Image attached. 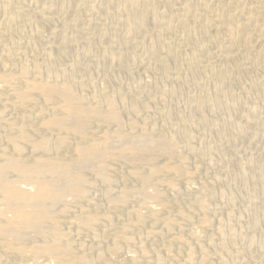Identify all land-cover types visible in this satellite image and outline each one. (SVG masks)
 Returning <instances> with one entry per match:
<instances>
[{
  "label": "rangeland",
  "instance_id": "374dc122",
  "mask_svg": "<svg viewBox=\"0 0 264 264\" xmlns=\"http://www.w3.org/2000/svg\"><path fill=\"white\" fill-rule=\"evenodd\" d=\"M41 2L52 5L54 0ZM96 3L99 0H79L58 6L62 18L55 20L52 19L54 14H49V22L47 18L48 21L38 17L26 20L25 16H17L12 0H0V50L12 48L9 54L0 55V70L4 64L15 63L19 66L24 57L30 65L44 63L46 68L58 67L59 64L58 68L73 70V66L81 64L84 70H73V79L87 83L89 94H99L102 106L106 97L119 96V109L127 138L113 136V146L120 150L126 143L140 141L142 130L140 127H136L138 130L129 127L127 124L131 120L145 124L148 129L154 126L157 129L154 139L172 138L178 146L174 153L159 157L156 164H182L185 171L184 175L178 176L159 174L158 178L144 182L133 177L132 164L119 156V159H110L106 163L105 172L114 179L109 190L104 183L96 181L87 199L79 203L72 200L60 202L52 210L59 212L61 207H69L70 212L77 214L81 204L86 205L91 214L99 215L101 219L95 229L100 236L109 225L128 224L127 231L132 239L119 241L120 250L111 255V264H147L145 257L149 255L154 260L158 254L157 258L164 264H188L189 248L196 258L194 264H200L202 256L207 258V263L203 264H221L222 260L225 264H264V212L248 209L256 201L264 205V195H256L262 189L264 191V185L259 192L256 189L252 195L247 194L257 179L255 175L264 176V127L256 123L259 119L264 121V89L261 88L264 87V69L261 67L264 66V53L261 51L264 44L261 40H255L239 45L240 48H231L228 43L225 48L229 47L233 49V54L236 53L235 60L230 63L220 64L218 60L207 61L199 59V56L196 59L193 56L196 44L207 42L208 49L213 50L221 43L214 38L209 39L204 33H200L196 40L188 41L189 29L181 30L178 27L166 30L150 26L141 30L126 8L119 5V21H116L114 17L101 16L100 11L92 9ZM261 4L264 9V0H261ZM35 10L34 6H26L23 14L34 15ZM201 11L206 13V10ZM166 12L165 16L169 18L172 13ZM75 26H80V31L75 32ZM127 33L129 38L123 42L122 38ZM161 41L174 42L177 44L176 51L167 53L156 46ZM117 42L119 63H114V58L110 56L101 58L100 51L108 50ZM96 45L92 55L86 53L90 46ZM47 57L48 61L53 62H48ZM55 58L59 60H56L58 63ZM213 69L214 72H223L216 76L212 74ZM226 82L227 95L215 98L214 91ZM207 83L211 84L209 91L203 87ZM3 93L4 98L7 96L6 90ZM4 100H1V104L7 102ZM226 104L229 107L223 111ZM27 111L16 112L5 108L0 121L10 119L16 122ZM35 120L38 122L33 118L28 123H37ZM114 129V125L98 128L95 124L91 131L99 138L104 131L113 133ZM0 131L4 133H0L2 140L4 128ZM70 153L65 152L64 155ZM255 163L260 167L262 165L257 173L253 169ZM145 167L146 164H142L137 170L142 172ZM96 168V165L91 166L85 175L96 179ZM9 176L16 178L15 173H9ZM20 183L23 187H32L24 180ZM171 183L176 184L175 188L170 186ZM144 185L155 189L157 195L147 197L133 191ZM123 190L124 201L119 202L118 208L111 207L107 201L108 195ZM105 213L108 217H104ZM167 218L174 221L171 229L166 228ZM62 220L64 232L74 242L81 239L89 241L85 242L87 248L94 246L96 240L87 229L77 228L65 216ZM196 236H199L200 245ZM108 242L110 239L102 245L103 251Z\"/></svg>",
  "mask_w": 264,
  "mask_h": 264
},
{
  "label": "bare ground",
  "instance_id": "6f19581e",
  "mask_svg": "<svg viewBox=\"0 0 264 264\" xmlns=\"http://www.w3.org/2000/svg\"><path fill=\"white\" fill-rule=\"evenodd\" d=\"M41 1L15 0L13 2L12 0V3L16 8L15 14L25 16L26 20H31L33 17L48 19L53 16L52 14H54L52 19L58 20L62 18L58 6L68 5L79 0H54L52 5H49V3L48 5L42 4ZM119 5L130 11L134 23L136 22L141 30L150 28V26L166 30L178 27L181 30L189 29L188 41L196 40L200 37V33H204L209 39L214 38L221 43V45L218 44L213 50H210L207 42H199L200 44L194 46V58L199 56V59L218 60L220 64H225L234 61L236 57V53H234L235 55L232 53L233 49L225 48L228 43L231 48L255 40H261V43L264 44V37L262 36L264 35V9L261 0H99L98 4L92 5V9L100 11L101 16L114 17L116 21H119ZM26 6L36 7L34 15L23 14ZM201 10H206V13ZM166 11L172 13L169 18L165 16ZM233 11H236V13ZM50 19H48L49 22ZM51 22L54 21L51 20ZM37 28L39 29L38 26ZM80 29V26L73 28L75 32L80 31ZM128 38L127 33L122 41L124 42ZM156 46L163 48L166 52L176 51L177 48V44L171 41H161L156 43ZM10 48L6 47L3 51L0 50V55L9 54L12 49ZM96 48L97 45L90 46L86 53L92 55ZM118 49L119 42L111 45L108 50L102 49L100 56L103 59L109 58V56L113 57V62L117 64L119 63ZM261 51L264 53V50ZM13 53H15L14 50ZM50 53L52 52L50 51ZM24 59L20 63L17 62L19 66L15 63L4 64L2 70H0V119L3 118L5 108H10L16 112L29 110L24 112L16 122L10 119L0 121V130L4 128L5 131V136L2 135L1 138L3 137V139H0V264L5 262L6 264H111V255L120 250L119 241H130L132 239L127 231L128 224L121 226L109 225L100 236L95 229L101 219L99 215L91 214L85 207L86 205L81 204L77 214L73 211L70 212L69 207H61L60 211L57 209L59 212H54L52 207L68 200L79 203L87 199L90 188H95L96 181L104 183L108 186L107 190H109L114 179L105 172L106 163L110 159H119V156L123 157L128 164H132L133 177L144 182L156 179L159 174L164 173H171L174 176L184 175L185 169L182 164L175 165L170 162L156 164L159 157L174 153L175 147L178 146L172 138L156 137L154 139L157 130L154 126L148 129L145 124L140 125L137 124L138 122L131 120L127 124L129 127H140L142 130L139 136L140 141L138 143L129 142L124 144L120 150L119 148L116 149L113 146V136L121 139L127 138L119 109V96L117 98L106 97L105 106H102L99 94H89L87 83L73 79V70L76 72L84 70L81 64L73 66L72 68H75L73 70L63 67L58 68L59 64L58 67L46 68L44 66L47 65L44 63L30 65ZM56 60L59 61L55 58ZM261 67L264 69V66ZM214 70L212 74L216 76L223 72L218 69L214 72ZM227 83L220 85L214 91L215 98H223L227 95ZM207 84L203 87L208 88L209 91L211 84ZM261 88L264 89L262 86ZM5 90L7 96L3 98L2 94H5L3 93ZM3 99L7 102L1 104ZM215 101L217 102V100ZM228 107L227 104L225 107L223 106V111H226ZM33 118L37 119L38 122L35 120L37 123H28L32 122ZM259 120V122H255L264 127V121ZM95 124L98 125V128L114 125V134L104 131L98 138L91 131ZM133 131L136 130L133 129ZM65 152L71 153L65 156ZM142 164H146V167L141 172L137 170V167ZM93 165L97 167V177H95L97 180L85 175V171ZM261 167L255 163L253 167L255 173ZM9 173H15L16 178L10 177ZM255 177L257 179L248 191V196L252 195L256 189L259 192L264 185L263 175L257 174ZM21 180L28 182L32 187H23L20 183ZM170 186L175 188L176 184L171 183ZM133 191L145 194L147 197L157 195L155 189L145 185ZM262 191L256 193V195H264V191ZM124 194V190L115 195L109 194L108 204L111 207L118 208L119 202L124 201ZM256 202L248 209L259 211V213L264 212V205H259ZM64 216L69 218L70 223L75 224L77 228L87 229L96 240L94 246L87 248L85 242L89 241L81 239V241L74 242L72 237L68 236L63 230L64 220H62V217ZM104 217H108V215L105 213ZM165 224L167 229H171L174 221L167 218ZM195 238H197V244H199V236ZM107 239H110V242L105 245L106 250L103 251L101 247ZM178 240L183 242L181 238H178ZM189 249L187 263L194 264L196 258L191 248ZM157 256L154 260H151L149 255L145 257L147 258V264H164ZM200 260V264H203L207 258L202 256ZM221 264H225V262L223 263L222 260Z\"/></svg>",
  "mask_w": 264,
  "mask_h": 264
}]
</instances>
